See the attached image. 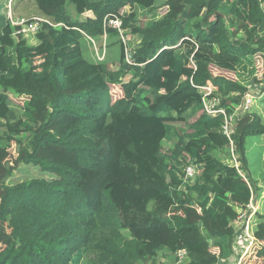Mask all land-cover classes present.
<instances>
[{"label":"trees","instance_id":"trees-1","mask_svg":"<svg viewBox=\"0 0 264 264\" xmlns=\"http://www.w3.org/2000/svg\"><path fill=\"white\" fill-rule=\"evenodd\" d=\"M33 2L35 15L62 25L43 24L28 45L13 35L18 27L0 0V264L228 260L232 221L257 185L238 173L222 115L202 112L192 83L213 86L228 110L239 103L248 92L239 69L252 75L264 61L263 0ZM68 4L76 17H93L74 19ZM107 15L121 19L125 35L141 37L128 63L118 29H105L107 46L119 44L114 69L82 46L88 36L102 38ZM117 87L122 95L113 98ZM11 94L22 107L11 105ZM262 134L259 114L239 121L233 140L242 171L246 137ZM21 162L53 177L7 183ZM190 164L198 175L183 183ZM255 222V241L239 264H264V213Z\"/></svg>","mask_w":264,"mask_h":264},{"label":"rangeland","instance_id":"rangeland-1","mask_svg":"<svg viewBox=\"0 0 264 264\" xmlns=\"http://www.w3.org/2000/svg\"><path fill=\"white\" fill-rule=\"evenodd\" d=\"M21 1L22 3L28 5V9H25L21 3H17V8L15 9L14 6L16 4V0H14L11 3V10L13 12V16L22 17L23 19H27L39 12L36 6L34 5L33 0H27L25 2H23V0ZM262 3L264 7V0ZM4 4H5V7H7V0H4ZM71 7H72L71 4L70 5L68 4V12L71 13L74 19L80 20V19H84L88 15H91V12L87 11L81 15H77L76 17ZM9 17H11V14L9 15ZM145 21H146V15L144 16L143 13H138V22L141 25H143ZM24 38L28 45H33L37 42L35 35L25 36ZM140 39L141 37L138 35L134 36V35L129 34L128 36H126L128 48L131 49L132 46L138 43L137 40L140 41ZM107 44H108V40L106 41V37H104L103 39L95 38L94 43L91 41V39L90 41H87L86 39L82 41V46H83V49L85 50L84 53L87 57H90L92 61H97V60L100 61V60L105 59V57H107L109 60V68L114 69L117 67L119 44L118 43L113 44L110 47H108ZM121 44L125 45L123 41H121ZM96 53H99V55L96 56ZM125 61L129 62L131 61V58H128L127 60V56H126ZM255 66H256V71H254L252 75L247 76L248 92L253 94V96L255 97V100L252 102L250 106V110L259 114L264 123V61L263 59L258 58ZM211 71L213 74H215L221 70L211 69ZM239 72L245 76V70L240 68ZM222 74H224L227 77L230 76V77L236 78L235 74L232 71H225V72L222 71ZM116 92L117 94H115L113 98H117L120 94L122 95V91L120 87H117ZM11 97H12L11 105L14 108L18 109L22 107L20 106V102H18L17 97H15L12 94H11ZM113 98H112V101L114 100ZM193 119L194 117H191L189 119V122H191ZM173 125L180 130L187 128V124L185 122L177 121V122H174ZM174 141L175 140L173 139L165 141L163 144L164 149H167L170 146H172ZM221 155H224V152H221ZM244 157H245V162L243 165V172L252 182H255V184L257 185V189H255L254 191L255 197L253 200V204L256 208V211L259 214L264 213V134L260 136L246 137L245 143H244ZM33 177H42V178L51 179L53 176H51L50 173L42 170L39 166H34V165L25 164L21 162L17 164L16 168L14 169L12 174L7 178L6 182L7 183H17L20 181L29 180ZM255 220H256V216L254 215L253 225H254ZM164 259L165 258L162 255L159 256V261L166 262ZM168 262L171 263V261H168ZM236 263H237V258H236L235 253H233V255L230 258H228V260L222 261L219 264H236ZM81 264H85V261L84 260L81 261Z\"/></svg>","mask_w":264,"mask_h":264},{"label":"built area","instance_id":"built-area-1","mask_svg":"<svg viewBox=\"0 0 264 264\" xmlns=\"http://www.w3.org/2000/svg\"><path fill=\"white\" fill-rule=\"evenodd\" d=\"M12 1L13 0H8L6 17L12 26L18 27L15 28L13 33L15 37H18L19 34H21L23 37L28 35H35L43 24H48L51 26L62 25V23L52 24L51 20L42 16H32L27 19L13 16V13L11 11ZM10 14L11 17H9ZM121 23V19L118 16H105L102 23L104 28V34L102 36V39L106 37V28H117L121 41H123L125 44L123 45L124 53L125 58L127 56L128 60V58H131V49L133 46L131 47V49L128 48L126 35L123 33ZM88 39H91L93 43L95 41L94 38H91L90 36H88ZM98 55L99 53H96V56ZM130 62L131 61H129L128 63ZM192 85L197 89L198 93L200 94V98L203 105L202 112H206L210 115H222L223 119L220 131L228 139L227 145L229 148V152L238 173L246 180V182H248L244 172L240 169L239 166L238 154L235 151L233 135L236 133V127L241 118L244 117L246 113L250 112V106L255 100V97L250 92H247L242 96V99L239 101L238 104L232 105L231 109L228 110L227 107L221 104V98L217 94L216 89L213 86L209 84L194 85L193 83ZM197 175L198 172L196 171L195 166L193 164H190L184 169L182 181L183 183H191ZM253 200L254 193L251 192V197L249 203L247 204V207L238 215L236 219L232 221V226L235 229L232 250L237 258L236 264L240 263L244 256L249 252L251 246L255 241L254 228L256 222L254 221L253 225V220L254 215L257 213V211L253 204ZM186 254L187 253L184 250H181L176 253L175 255L179 259L178 262L182 261L185 258Z\"/></svg>","mask_w":264,"mask_h":264},{"label":"crops","instance_id":"crops-1","mask_svg":"<svg viewBox=\"0 0 264 264\" xmlns=\"http://www.w3.org/2000/svg\"><path fill=\"white\" fill-rule=\"evenodd\" d=\"M87 12V11H86ZM39 13V12H38ZM87 17H93V15H92V13H91V15H88ZM134 38V37H133ZM133 38H132V40H133ZM95 40V39H94ZM137 42H139V40H137ZM249 74H247V72H245V79L247 80L248 78H247V76H248ZM248 81V80H247ZM246 83H248V82H246ZM262 94H263V92H262ZM262 94H261V96H262ZM250 112H253V111H251L250 110ZM255 113V112H254ZM261 117V116H260ZM262 119V118H261ZM254 197H255V195H254ZM258 213V212H257ZM256 213V214H257ZM256 214H255V216H256ZM259 214V213H258Z\"/></svg>","mask_w":264,"mask_h":264},{"label":"clouds","instance_id":"clouds-1","mask_svg":"<svg viewBox=\"0 0 264 264\" xmlns=\"http://www.w3.org/2000/svg\"><path fill=\"white\" fill-rule=\"evenodd\" d=\"M7 4H8V0H7ZM126 9H128V8H126ZM33 16H40V15H33ZM43 17V16H42ZM48 19V18H47ZM129 34H126V36H128ZM28 36H30V35H28ZM32 36V35H31Z\"/></svg>","mask_w":264,"mask_h":264}]
</instances>
